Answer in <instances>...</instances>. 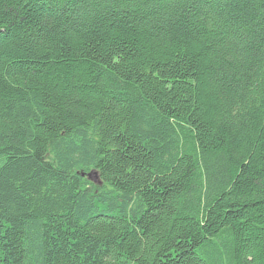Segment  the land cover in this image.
Returning a JSON list of instances; mask_svg holds the SVG:
<instances>
[{
	"label": "trees",
	"instance_id": "trees-1",
	"mask_svg": "<svg viewBox=\"0 0 264 264\" xmlns=\"http://www.w3.org/2000/svg\"><path fill=\"white\" fill-rule=\"evenodd\" d=\"M0 264H264V0H0Z\"/></svg>",
	"mask_w": 264,
	"mask_h": 264
},
{
	"label": "water",
	"instance_id": "water-1",
	"mask_svg": "<svg viewBox=\"0 0 264 264\" xmlns=\"http://www.w3.org/2000/svg\"><path fill=\"white\" fill-rule=\"evenodd\" d=\"M87 178H88V180H90V181H92V182H94V183H98V182H99V181H98V177H97L96 172H91V173H89V174L87 175Z\"/></svg>",
	"mask_w": 264,
	"mask_h": 264
}]
</instances>
